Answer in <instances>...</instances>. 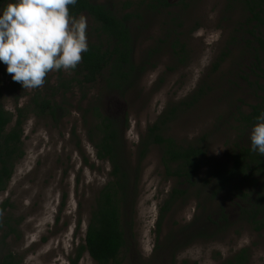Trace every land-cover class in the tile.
I'll return each instance as SVG.
<instances>
[{
    "label": "rangeland",
    "instance_id": "rangeland-1",
    "mask_svg": "<svg viewBox=\"0 0 264 264\" xmlns=\"http://www.w3.org/2000/svg\"><path fill=\"white\" fill-rule=\"evenodd\" d=\"M125 1L139 0H96L112 7ZM177 1L171 0L173 6L160 13L142 12L143 20L130 24L136 63L146 61L150 50L156 53L123 98L104 94L98 84L86 89L85 100L79 88L56 95L62 110L55 118L29 108L24 156L0 194V238L9 231L8 223L15 229L3 249L20 256L22 264H73L85 245L96 198L112 169L97 159L89 141L95 119L88 123L90 116H83L99 102L122 125L124 165L133 182L138 179L132 191L135 207L124 215L129 242L125 264H225L243 249L249 250L248 264H264V231H254L241 215L243 203L234 195V185L213 193L212 177L231 165L230 152L239 138L237 114L258 102L246 41L236 33L244 15L238 6L229 7V0H188L187 5ZM84 18L89 44L92 20ZM173 30L186 45L181 61L172 49L177 36ZM228 48L230 56L215 69ZM61 72L65 78L72 76V71ZM59 74L49 73L42 88L24 89L0 63L3 106L16 114L18 108L30 107L38 92L56 94ZM200 88L204 96L193 107L182 108L167 131L181 144L204 146L197 182L189 186L167 178L158 146L150 148L139 168V144L148 128L168 107L178 106ZM244 141H250L249 136ZM174 189L187 190V195L165 210ZM78 264L96 263L84 252Z\"/></svg>",
    "mask_w": 264,
    "mask_h": 264
},
{
    "label": "trees",
    "instance_id": "trees-1",
    "mask_svg": "<svg viewBox=\"0 0 264 264\" xmlns=\"http://www.w3.org/2000/svg\"><path fill=\"white\" fill-rule=\"evenodd\" d=\"M229 7H239L244 15L236 33L246 41L244 49L251 57L249 67L254 76L252 83L258 102L250 106L248 112L239 111L236 120L239 124V138L234 142L230 152L231 165L217 172L213 178L214 194L234 185V195L241 199V215L253 226L254 231H264V157L250 151L249 136L255 123V117L264 111V0H229ZM14 0H0V6L6 7ZM188 0H178V5H187ZM173 6L171 0H139L125 1L120 6H109L96 0H78L74 7L70 6L73 17L81 16L92 20L89 31L91 42L89 51L83 55L82 62L72 76L65 78L60 72L56 94L42 95L36 93L31 99V106L18 108L16 114L6 110L2 104L3 92L0 82V194L7 190L13 177L17 162L23 158L22 138L25 121L30 113L29 108L38 114L56 117L62 108L54 98L56 95L70 93L79 88L85 100L86 89L100 84L104 94H117L122 98L143 75L150 59L156 50L147 54V60L141 64L135 61V39L130 24L142 21V12L160 13ZM175 32V30H173ZM171 43L179 60L186 56V45L177 32ZM249 35L250 38L246 37ZM253 38V39H252ZM251 39L253 41H251ZM234 40V38H233ZM231 50L218 58L215 69L223 63ZM253 87V86H252ZM204 96L202 88L188 100L178 106L168 107L151 125L142 138L138 149V167L146 159L150 148L161 149V163L166 177L181 181L182 185L193 186L202 170L205 148L198 142L181 144L167 135L171 123L182 108H191ZM85 116L93 117L95 124L89 126L88 138L92 143L97 159L107 161L111 165L110 180L101 189L88 224L85 245L77 252L73 264H78L84 252H87L96 264H125L128 249V237L124 228L126 210L134 209L136 197H132L137 180L133 182L129 170L122 157L123 131L119 120L105 113L99 103L86 110ZM16 118V119H15ZM15 119V120H14ZM127 128V127H126ZM213 194V195H214ZM135 195V194H134ZM187 190L174 189L166 203L165 210L181 197ZM136 196V195H135ZM227 219L226 215H223ZM9 231L0 238V264H22L23 260L14 253H5L3 245L15 229L8 223ZM2 227L0 226V230ZM249 250L243 249L225 264H248ZM150 264V263H147Z\"/></svg>",
    "mask_w": 264,
    "mask_h": 264
},
{
    "label": "clouds",
    "instance_id": "clouds-1",
    "mask_svg": "<svg viewBox=\"0 0 264 264\" xmlns=\"http://www.w3.org/2000/svg\"><path fill=\"white\" fill-rule=\"evenodd\" d=\"M78 0H14L0 10V63L24 89L42 88L52 72L75 71L89 51L87 22L73 17ZM250 151L264 157V111L249 133Z\"/></svg>",
    "mask_w": 264,
    "mask_h": 264
}]
</instances>
